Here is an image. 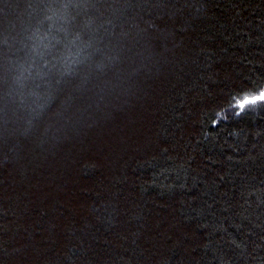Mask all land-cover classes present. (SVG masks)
<instances>
[{
    "label": "trees",
    "instance_id": "trees-1",
    "mask_svg": "<svg viewBox=\"0 0 264 264\" xmlns=\"http://www.w3.org/2000/svg\"><path fill=\"white\" fill-rule=\"evenodd\" d=\"M264 0H0V264H264Z\"/></svg>",
    "mask_w": 264,
    "mask_h": 264
},
{
    "label": "snow or ice",
    "instance_id": "snow-or-ice-1",
    "mask_svg": "<svg viewBox=\"0 0 264 264\" xmlns=\"http://www.w3.org/2000/svg\"><path fill=\"white\" fill-rule=\"evenodd\" d=\"M257 103H264V93H260L259 95L245 98V102L242 103L241 107H244L245 105H249V104L254 105Z\"/></svg>",
    "mask_w": 264,
    "mask_h": 264
},
{
    "label": "clouds",
    "instance_id": "clouds-1",
    "mask_svg": "<svg viewBox=\"0 0 264 264\" xmlns=\"http://www.w3.org/2000/svg\"><path fill=\"white\" fill-rule=\"evenodd\" d=\"M260 93H264V91H262V92H260ZM245 102V99L242 101V103H244Z\"/></svg>",
    "mask_w": 264,
    "mask_h": 264
},
{
    "label": "rangeland",
    "instance_id": "rangeland-1",
    "mask_svg": "<svg viewBox=\"0 0 264 264\" xmlns=\"http://www.w3.org/2000/svg\"><path fill=\"white\" fill-rule=\"evenodd\" d=\"M242 104V103H241Z\"/></svg>",
    "mask_w": 264,
    "mask_h": 264
}]
</instances>
